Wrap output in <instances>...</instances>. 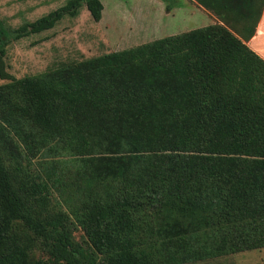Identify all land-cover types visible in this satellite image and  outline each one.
Returning <instances> with one entry per match:
<instances>
[{
  "label": "trees",
  "instance_id": "1",
  "mask_svg": "<svg viewBox=\"0 0 264 264\" xmlns=\"http://www.w3.org/2000/svg\"><path fill=\"white\" fill-rule=\"evenodd\" d=\"M195 1L221 23L30 78L6 72L9 40L81 7L98 22L100 0H67L10 32L0 24V264H177L264 248V61L244 44L260 10ZM64 126L74 138L95 133L104 149L82 160L65 211L50 203L58 180L28 172L16 142L27 127L43 135L32 152L66 145Z\"/></svg>",
  "mask_w": 264,
  "mask_h": 264
},
{
  "label": "rangeland",
  "instance_id": "2",
  "mask_svg": "<svg viewBox=\"0 0 264 264\" xmlns=\"http://www.w3.org/2000/svg\"><path fill=\"white\" fill-rule=\"evenodd\" d=\"M66 1L0 0V24L10 32L25 22H32L46 15L64 5ZM100 1L104 4V12L98 22H93L85 8L81 7L75 17L64 16L49 30L15 41L9 40L4 56L6 72L15 79L56 73L90 58L126 51L157 39L221 23L216 21L212 12L199 6L195 0H167L171 8H175L177 4L179 9L177 11L170 9L166 13L167 19L161 22H150L147 19L148 15H143L141 11L147 8L144 6L145 0ZM222 2L224 3V0H221ZM263 4L264 0H254L253 7L255 5L257 11ZM208 14L213 18L207 23ZM223 16L232 20L231 29L228 30L235 35L234 29L241 26V23L235 22L233 17L237 18L238 15L231 11L224 13ZM162 27L166 31H160ZM7 82L0 80V85ZM158 119L155 116V121ZM20 130L16 142L30 158L29 162L21 160V165L32 175L39 174L45 178V175L50 173V180H58V184L50 188V203L55 209L65 211L64 205L73 204V199L71 195L68 197V194L71 191L74 194L77 189L74 183L82 186V178L76 174L82 167V160L103 155L101 153L104 149L97 144V135L94 133L90 136V131L82 129L77 130L78 136L74 138L72 134L67 133L68 130L64 126L63 140L67 141L66 145L53 139L35 153L32 150L34 144L43 137L41 131L27 127ZM151 132V127L145 128L144 133L148 137ZM50 148L52 149L48 150ZM3 158L6 165L13 163L5 156ZM72 237L78 242L84 240L78 227L73 229ZM37 258H45L39 249L33 251V259ZM182 259L177 264H264V248L201 258L183 256Z\"/></svg>",
  "mask_w": 264,
  "mask_h": 264
},
{
  "label": "crops",
  "instance_id": "3",
  "mask_svg": "<svg viewBox=\"0 0 264 264\" xmlns=\"http://www.w3.org/2000/svg\"><path fill=\"white\" fill-rule=\"evenodd\" d=\"M144 1V0H143ZM101 2V1H100ZM102 4V11L101 14L104 12V4ZM144 6L147 8H143L144 11L143 15L147 16L150 20V22H161L165 21L167 19L166 11H165V4L159 0H145ZM177 11L179 9V5H175V8H171V10ZM147 10V11H146ZM121 18V17H120ZM126 18V17H123ZM213 16H210L209 14L206 17V21L208 23L209 20H212ZM208 19V20H207ZM216 19V18H215ZM160 31H166L165 28H161ZM244 44L252 51L254 52L259 58H261L264 61V4L261 6L259 18L256 22V25L254 27V33L253 35L246 41Z\"/></svg>",
  "mask_w": 264,
  "mask_h": 264
}]
</instances>
